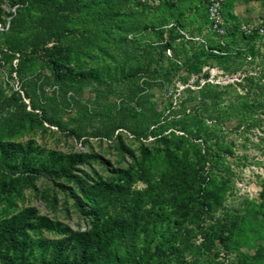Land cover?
<instances>
[{
  "label": "rangeland",
  "instance_id": "1",
  "mask_svg": "<svg viewBox=\"0 0 264 264\" xmlns=\"http://www.w3.org/2000/svg\"><path fill=\"white\" fill-rule=\"evenodd\" d=\"M210 2L0 0V264H264V0Z\"/></svg>",
  "mask_w": 264,
  "mask_h": 264
},
{
  "label": "trees",
  "instance_id": "2",
  "mask_svg": "<svg viewBox=\"0 0 264 264\" xmlns=\"http://www.w3.org/2000/svg\"><path fill=\"white\" fill-rule=\"evenodd\" d=\"M10 51L11 52H16L18 53V57H21V52H20V49L19 47L17 46H14L12 48H10ZM218 52L217 54L213 53V52H205L204 50H200V53L201 55L203 56L204 54H206L207 56H214L215 58L217 59H222L225 60L228 58L227 55H229V52L227 51H224L223 49L219 48L218 49ZM65 56V50H59L55 53H53L51 56H50V59H49V63H50V66H51V69L53 72H56V68H57V62L58 60L64 58ZM198 59V58H196ZM200 60H196L195 62L193 61L191 64H189L188 67H190L191 70L193 69H196V68H199L200 67ZM199 82H196V85H198ZM189 87V85H188ZM188 87L186 86V90H188ZM214 84L210 83V82H207L205 81L199 88L197 91H193L190 89V92L191 93H195L194 96H192L195 101V103L197 104H207L206 101L209 100V102H213L214 100V92H213V88H214ZM190 88V87H189ZM186 90L184 92H186ZM183 92V91H182ZM192 97L191 100H192ZM195 97H197L198 99H195ZM193 119L192 116H189ZM197 117V116H196ZM194 117V118H196ZM200 128L198 127L197 130H194V132H183V134H181V137L182 138H199V135L201 134L200 133ZM162 138H165V137H162ZM196 149V148H195ZM16 152L15 154V166L14 167H17L18 165H23L24 163V159H25V151L23 149H15L14 150ZM178 168L181 170L180 172V176H186L187 178L191 175L192 172H194L195 170V167L192 166L189 162V159H188V156L186 155L184 158L181 159L180 163L178 164ZM130 207V206H129ZM131 209V207H130Z\"/></svg>",
  "mask_w": 264,
  "mask_h": 264
},
{
  "label": "built area",
  "instance_id": "3",
  "mask_svg": "<svg viewBox=\"0 0 264 264\" xmlns=\"http://www.w3.org/2000/svg\"><path fill=\"white\" fill-rule=\"evenodd\" d=\"M221 0H211L209 5V18L211 20V24L213 29L221 31L220 24L221 21ZM248 31L259 34H264V19L260 20V22L256 24H249L246 28Z\"/></svg>",
  "mask_w": 264,
  "mask_h": 264
}]
</instances>
